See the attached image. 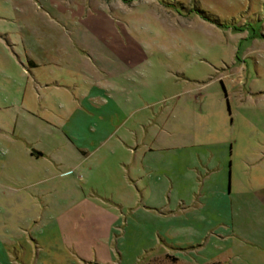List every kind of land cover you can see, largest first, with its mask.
Instances as JSON below:
<instances>
[{
	"label": "rangeland",
	"instance_id": "rangeland-1",
	"mask_svg": "<svg viewBox=\"0 0 264 264\" xmlns=\"http://www.w3.org/2000/svg\"><path fill=\"white\" fill-rule=\"evenodd\" d=\"M56 77L65 86H45ZM92 80L121 95L125 115L108 117L105 91L89 99ZM77 116L93 123L72 134ZM111 128L132 132L125 147ZM192 136L226 146L223 227L210 218L196 236L194 221L171 215L179 230L166 239L152 225L130 234L137 205L110 195L108 151L114 165L139 140L169 155ZM108 213L121 249L108 263L83 259L89 247L71 237ZM218 253L221 264H264V0H0V264H206Z\"/></svg>",
	"mask_w": 264,
	"mask_h": 264
},
{
	"label": "crops",
	"instance_id": "crops-1",
	"mask_svg": "<svg viewBox=\"0 0 264 264\" xmlns=\"http://www.w3.org/2000/svg\"><path fill=\"white\" fill-rule=\"evenodd\" d=\"M61 53L62 52L55 54L50 53V55L47 56V59H62L64 58V55ZM40 55L43 56L45 54L41 53ZM65 55L68 56L67 54ZM27 63L32 69L38 67V63L33 57H28ZM76 70L77 69H74V72H79V70ZM89 74L92 78L96 79V73L90 72ZM60 79L65 78L61 77ZM66 79L69 80L68 78ZM41 81L43 82L44 80ZM64 82L65 81L59 80L57 77L55 79L51 78V80L45 83V86L49 84L56 87L65 86L63 84ZM98 82V80L88 82L90 86H92L91 91L93 92L89 99L96 98L97 96L100 97L105 91L103 96L104 100H102L105 102L108 98V117L112 119L117 113L125 115L123 110L128 107V103L125 104V101L120 99L121 95L117 92H113V94L109 93L108 85L105 90L99 88L101 86L98 85ZM107 93L108 97H106ZM79 118L81 117H76V120L80 123L79 126L77 123L76 126L71 125V129L69 126L66 128L70 129V133L73 134V132L76 131V134H78L80 130L86 126L82 123H93L88 117L83 120H80ZM123 125L124 122L122 120L118 127ZM113 131L114 129L112 128L111 130H108V134L111 133L109 140L110 138L113 140L115 139V142L120 145L123 143V147H125L124 144L127 142V136L128 138L132 137V132H129L127 136H117V139ZM136 137L135 139L138 138ZM190 138L191 140L193 138L199 140L190 143L189 145H182L183 147L181 146L180 150H173V153L171 151V154L169 155L156 154V151L158 150H152L150 146H144L145 144L139 140L136 142L137 145L135 148H132V146L124 148L123 151L125 153L123 154L126 157L121 155V162H116L114 165L109 163L112 159L111 157L116 155V152L113 149L108 151V187L117 188L116 191H112L109 188L110 195L117 196V202L122 203L123 205H125V202L127 204L132 203L133 207H136L135 204L137 205V210L133 212L132 217L127 220V228L133 226L130 234L134 232L137 227L143 229L145 225H147V227L152 225L154 226L152 227L153 235L157 232L162 234L165 237L164 239H166L167 235H171L173 231L175 232L179 230L175 224L176 222L174 223L167 219L174 215L181 216L184 221H194L192 222L195 230H193V233H195L196 236L211 231L208 230L210 218L216 220V227H218V225L223 227L225 223L226 207L230 210L229 206L232 203L231 199L229 200L228 197L229 192L227 195L225 193L226 146L218 140L214 142H205L200 141V137L198 136H192ZM33 145L34 144L31 143L28 146L26 155L31 158H38L41 155L40 149H34ZM139 145L143 146V151L139 149ZM174 148L176 149V147ZM82 153L86 154L84 150H82ZM103 169L106 170V168ZM115 178H122V181H124L127 188H132L131 185L135 184L134 186L140 190V199L137 200L135 195L131 196L127 191L121 190L120 188L122 187L118 183L119 181H116ZM182 186L185 187V192H183V189L182 192L176 191V189ZM187 189L189 192H187ZM143 192L150 193L147 199H144L145 196H143ZM142 201L143 203H149V207H145V205L143 207L141 205ZM253 201L254 200L250 198L247 202L250 204L249 207H253L255 216L260 217L262 212L260 211L257 214V206L252 204ZM170 203L174 204L171 206L172 209L166 210L167 204ZM184 214H192L193 216L190 215V220L187 216L184 217ZM115 218L116 216L113 217V215L109 213L103 217L97 215L95 216V220H92L93 225L91 222V229L88 233L85 232V236L81 235L76 237L73 235L71 237L72 244L76 245L78 242H81L86 248L89 247L88 250H85L86 252L83 254V259L91 260L93 253H95V260L104 263H108L110 257L114 258L113 249L115 248L118 251L122 246L120 244L121 234L119 230H116L118 232L116 235L112 234L113 230L111 233V228L114 227L113 222ZM211 229L213 230L214 226L211 227ZM123 233L127 234L125 231ZM103 238L109 239L105 242L103 241ZM91 247H94L95 250H92ZM167 256L172 262H176L179 259L178 257ZM191 258L192 257L189 258L191 261L195 260ZM112 260L114 261V259ZM205 262L206 264H221L220 254L218 253L211 256L209 259L205 260Z\"/></svg>",
	"mask_w": 264,
	"mask_h": 264
}]
</instances>
